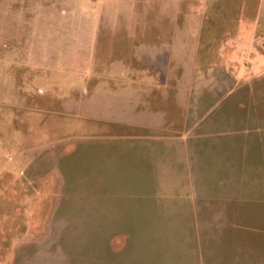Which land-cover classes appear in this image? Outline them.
<instances>
[{
	"label": "rangeland",
	"instance_id": "1",
	"mask_svg": "<svg viewBox=\"0 0 264 264\" xmlns=\"http://www.w3.org/2000/svg\"><path fill=\"white\" fill-rule=\"evenodd\" d=\"M230 75L264 85V0H0V264L171 252L172 224L116 216L147 178L182 200Z\"/></svg>",
	"mask_w": 264,
	"mask_h": 264
},
{
	"label": "crops",
	"instance_id": "2",
	"mask_svg": "<svg viewBox=\"0 0 264 264\" xmlns=\"http://www.w3.org/2000/svg\"><path fill=\"white\" fill-rule=\"evenodd\" d=\"M220 74V79L229 77ZM231 80L238 96L218 106L219 117L205 136L188 139L183 163L188 182L170 194L182 200L163 205L169 190L147 178L142 187L132 188L140 209L127 213L126 208L116 216L137 215L138 222H131L173 225L171 252H162L165 244L152 247L155 264H264V102L259 100L264 85L247 87ZM209 133L213 137H206ZM111 192L118 198V190ZM156 234L164 240L159 232L152 237Z\"/></svg>",
	"mask_w": 264,
	"mask_h": 264
}]
</instances>
